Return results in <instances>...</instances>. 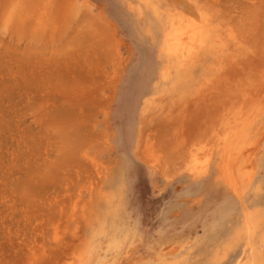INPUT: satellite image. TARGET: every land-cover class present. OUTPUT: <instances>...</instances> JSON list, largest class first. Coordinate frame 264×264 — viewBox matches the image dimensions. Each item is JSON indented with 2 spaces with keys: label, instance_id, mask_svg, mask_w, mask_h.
Listing matches in <instances>:
<instances>
[{
  "label": "rangeland",
  "instance_id": "374dc122",
  "mask_svg": "<svg viewBox=\"0 0 264 264\" xmlns=\"http://www.w3.org/2000/svg\"><path fill=\"white\" fill-rule=\"evenodd\" d=\"M167 12L211 33L149 108L151 166L133 149ZM0 80V264H264V0H0ZM242 116L235 192L222 140ZM191 148L212 152L200 174L174 167Z\"/></svg>",
  "mask_w": 264,
  "mask_h": 264
},
{
  "label": "bare ground",
  "instance_id": "6f19581e",
  "mask_svg": "<svg viewBox=\"0 0 264 264\" xmlns=\"http://www.w3.org/2000/svg\"><path fill=\"white\" fill-rule=\"evenodd\" d=\"M145 2L146 0H139ZM157 1V0H156ZM148 3V2H147ZM150 3V2H149ZM148 3V4H149ZM89 4V3H88ZM151 4V3H150ZM80 5V4H79ZM137 5V4H136ZM138 6V5H137ZM89 7V6H88ZM157 10V8H154ZM160 10V9H159ZM199 12V11H198ZM174 14H167L162 21L161 26L163 28V37L160 46V51L162 53V57L164 60L163 65L159 66L158 68V77L155 85L153 88L148 90L146 94L143 96L140 109H139V127L138 133L135 139L133 153L136 158L142 162H146L151 166H155L157 162L153 159L151 154L150 147L146 144V140L149 134L145 133L144 128L146 125V120L148 117V112L150 111L149 108L154 107L158 101L161 100L162 95L169 93L170 91L174 90V84L176 82H180L185 79L187 75H185L186 71H184L187 65L191 64V62L198 56L199 52L207 45V41L209 40V36L211 33L209 24L206 20H200L195 18H184L183 15L178 14L176 16V12ZM202 13V12H201ZM155 14V13H154ZM158 14V13H157ZM156 14V15H157ZM200 14V12H199ZM203 14H205L203 12ZM210 16L209 14H207ZM196 16V15H195ZM204 16V15H202ZM205 17V16H204ZM162 18V17H161ZM196 18H198L196 16ZM203 18V17H202ZM207 18V17H206ZM209 19H211L209 17ZM208 21V20H207ZM160 23V22H159ZM212 24V23H211ZM210 24V25H211ZM215 27H217L215 25ZM154 28V27H153ZM214 28V27H213ZM218 28V27H217ZM161 30V29H160ZM217 32V31H216ZM220 32V31H219ZM221 33V32H220ZM214 38V37H212ZM220 38V37H219ZM219 40V39H218ZM223 41V40H221ZM228 42V41H227ZM209 43V42H208ZM229 43V42H228ZM211 44V43H210ZM227 44V43H226ZM224 45V44H223ZM224 47V46H223ZM159 48V47H158ZM216 49V48H215ZM204 51V49H203ZM209 51V50H208ZM92 55V54H91ZM93 56V55H92ZM226 56V55H225ZM82 57V56H81ZM91 57V56H90ZM106 58V57H105ZM230 58V57H229ZM74 59V58H73ZM79 59V58H78ZM105 60V59H104ZM80 61V60H79ZM196 61V60H195ZM72 62V61H71ZM193 63V62H192ZM86 64V63H85ZM97 64V63H96ZM9 66V65H8ZM72 66V64H71ZM190 68V66H188ZM175 69V77L174 81H168L170 77V70ZM100 69V68H99ZM72 71V70H71ZM57 71H55L56 73ZM75 72V71H74ZM78 72V71H77ZM12 73V72H11ZM43 73V72H42ZM80 73V72H79ZM207 73V72H206ZM3 76V75H2ZM56 76V75H55ZM58 76V75H57ZM16 77V76H15ZM14 77V78H15ZM78 78V77H77ZM85 78V77H84ZM16 79V78H15ZM53 80V79H52ZM56 80V79H55ZM1 81V80H0ZM69 81V80H68ZM171 85V89H166L162 87L165 83ZM4 82V81H3ZM200 82V81H199ZM7 83V82H6ZM161 84V85H160ZM168 84V85H169ZM8 85V84H7ZM55 86V85H54ZM165 86V85H164ZM4 87V86H3ZM190 88V87H189ZM185 90V89H184ZM169 91V92H168ZM193 91V90H192ZM183 92V91H182ZM4 93V92H3ZM187 94H190L189 92ZM194 94V93H193ZM174 95V94H173ZM5 96V95H4ZM175 96V95H174ZM191 96V95H190ZM175 98V97H174ZM10 99V98H9ZM173 99V98H172ZM176 99V98H175ZM88 100V99H87ZM246 100V99H245ZM64 101V100H63ZM176 102V101H175ZM163 103V102H162ZM89 104V103H88ZM93 104V102H92ZM173 104V103H172ZM90 105V104H89ZM92 107V106H91ZM98 107V106H97ZM13 110V109H12ZM80 110V109H79ZM78 110V111H79ZM57 111V110H56ZM102 111V109H101ZM80 112V111H79ZM67 113V112H66ZM154 113V112H153ZM49 114V113H48ZM54 115V114H53ZM156 115V114H154ZM151 117V116H150ZM84 119V118H83ZM91 119V118H90ZM236 124H240L242 127L240 128L239 132H237L236 128H234L230 133H227L223 136V144L225 146V152L223 155L222 160V172L225 177V180L228 184L232 187V189L237 192L238 183L240 178H247L249 179V172L247 165L250 163L249 156L252 155L251 148L252 143L249 142L247 145L244 144L243 138L248 135V125H246L245 118L242 116L241 118L237 119ZM137 123V124H138ZM86 125V124H85ZM61 126V125H60ZM251 126V125H250ZM73 127V126H72ZM87 127V126H86ZM68 128V127H67ZM78 128V127H73ZM88 128V127H87ZM242 129V130H241ZM74 130V129H73ZM82 130V127H81ZM64 132V131H63ZM62 132V133H63ZM80 132V131H79ZM85 131H83L84 133ZM73 133V132H72ZM71 133V134H72ZM70 134V133H69ZM74 134V133H73ZM81 134V133H80ZM79 135V134H78ZM234 135H239L236 138L237 145L228 147L231 138ZM74 136V135H72ZM36 137V136H35ZM81 139V138H80ZM246 139V137L244 138ZM251 141V140H250ZM252 142V141H251ZM246 144V142H245ZM215 148L218 146V143L215 144ZM69 146V145H68ZM244 146V150L241 149L239 151L240 156L245 153H248V156L242 159V165L238 164V155L235 153L234 150H239ZM246 146V148H245ZM69 148V147H68ZM91 148V147H90ZM213 148V151L214 149ZM92 149V148H91ZM253 149V148H252ZM217 151V150H216ZM219 151V150H218ZM253 152V151H252ZM212 153V152H211ZM210 149L206 151V153L202 156L199 154V149H182L179 150L176 154L177 160L175 162L174 167L176 171L185 172L188 171L192 174H200L206 169V165L210 158ZM213 157V156H212ZM216 157V156H215ZM174 162V161H173ZM211 162V161H210ZM172 163V162H171ZM164 164L166 165V161L164 160ZM239 165V166H238ZM85 169V168H84ZM168 170V169H167ZM202 171V172H201ZM86 172V171H85ZM253 172V171H252ZM84 173V172H83ZM221 173V172H220ZM64 175V174H63ZM86 175V174H85ZM167 176V180L171 179L173 176L169 173ZM172 176V177H171ZM79 182V181H78ZM66 183V182H65ZM239 187H241L239 185ZM101 189V187H100ZM58 205V204H57ZM250 215V214H249ZM252 217V216H251ZM249 218V217H248ZM252 219V218H250ZM250 221V220H249ZM250 225V224H249ZM254 226V225H253ZM251 227V226H250ZM253 229V228H252ZM254 230V229H253ZM240 232V231H239ZM90 252V251H89ZM248 256V255H247ZM250 256V255H249ZM68 257L69 263H65ZM79 254L76 252L75 248H72L71 251L66 255V259L60 258V260H56L55 264H76L79 259ZM64 259V260H63ZM247 259V258H246ZM64 261L60 263V261ZM235 264H243L242 261H238ZM244 264H261L258 257L255 255H251Z\"/></svg>",
  "mask_w": 264,
  "mask_h": 264
}]
</instances>
